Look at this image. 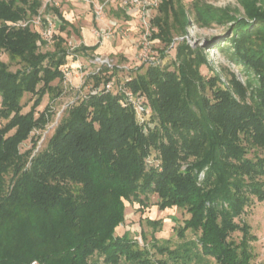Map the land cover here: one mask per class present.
Returning <instances> with one entry per match:
<instances>
[{
	"label": "trees",
	"instance_id": "16d2710c",
	"mask_svg": "<svg viewBox=\"0 0 264 264\" xmlns=\"http://www.w3.org/2000/svg\"><path fill=\"white\" fill-rule=\"evenodd\" d=\"M240 1L242 16L201 0L190 9L184 0H161L151 37L164 44L163 58L193 23L231 22L232 58L254 70L258 86L249 89L234 75L223 84L218 71L207 79L206 46L184 37L173 70L156 62L119 77V66H100L45 145L35 150V140L22 151L53 116L68 56L90 55L101 40L70 49L54 34L48 48L30 24L43 1L0 0V264H253L256 237L244 215L254 199L264 201V154L248 156L253 147L264 151V0ZM48 10L61 32L75 29L59 7ZM1 53L20 66L13 70ZM110 79L116 87L106 91ZM118 86L143 97L145 122L133 104H122ZM27 94L33 102L24 111ZM46 94L50 101L38 110ZM153 194L160 209L189 214L176 228L178 241L143 231L140 245L128 230L117 234L126 201L149 206ZM144 220L154 231L163 224Z\"/></svg>",
	"mask_w": 264,
	"mask_h": 264
},
{
	"label": "rangeland",
	"instance_id": "374dc122",
	"mask_svg": "<svg viewBox=\"0 0 264 264\" xmlns=\"http://www.w3.org/2000/svg\"><path fill=\"white\" fill-rule=\"evenodd\" d=\"M42 1L43 6L40 9V15L32 17L30 24L34 29L40 31L48 41L46 47L52 48L54 34L66 37L70 49L81 42L93 44L99 40H101V47L90 55L71 54L68 56V62L63 66L65 71V79L62 83L64 92L51 103L53 116L44 129L34 130L30 138L21 144L22 151L33 147L35 140H37L35 150L45 145L47 137L53 132L54 127L65 113V109L79 95L87 93L93 82L89 75L104 65L100 63V60L95 59L96 56L108 57L112 64L119 66L120 70L117 72L119 77L128 76L130 73H135L138 67H142L141 71H144L150 64L151 60H146L145 55H143L144 43L146 42H149V53L154 57L153 60L162 65H169L170 70H173V64L170 65V63L176 59V46L179 40L186 37L193 46H206L204 52L210 65L202 64L201 72L207 79L212 77L215 71H218L221 73L223 84L229 83L230 78L234 75L237 80L247 86V83L250 82L249 89L252 86H258L257 75L254 70L241 62L234 61L232 58L231 51L233 48L228 37L231 34V22L203 26L192 22L193 24L188 27L186 35L180 36L176 33L175 41L177 42H173L166 50L165 57L162 58L159 50L164 47V44L159 39L151 37L152 28L153 30L155 28L151 20L157 13V5L148 9L147 6H144L146 0H140L138 4L124 3V0H114L113 2L111 0ZM192 1L184 0L187 9L191 8ZM201 1L219 9H227L237 16H242L245 12L240 0ZM52 5L59 7L65 18L75 28L73 30L71 26H68L69 35L65 31L61 32L56 25L54 13L48 10V7ZM101 6L103 9L102 15L97 16V9H100ZM1 56L10 62L13 70L20 66L16 61H10L5 53H1ZM54 83H58V80ZM207 91L210 93V88ZM30 98L31 95L27 94L22 100L23 103H28L24 107V111H28L32 105L33 100ZM49 101L50 97L46 94L37 109L43 110ZM141 117L148 119L150 114ZM256 153L264 154V151L253 147L250 149L248 156H254ZM148 161L153 160L150 158ZM157 199L156 194L151 195L149 206L145 207H141L138 202L126 201V218L120 228L116 230V233L122 234L128 230L134 238L139 240L140 245L144 244V239L141 236L143 231L147 233L148 238L154 234L160 240L178 241L176 228L183 223L184 218L188 217L189 214L184 209L177 207L160 209L155 205ZM145 217L162 218L161 228L154 231L151 225L146 224ZM244 219L251 225V231L256 237L251 241L254 252L253 264L264 263V201L260 202L254 199V203L248 209V213L244 215ZM191 236L192 233L188 232V237ZM233 237L239 240L241 233L236 232ZM100 264L104 263L101 262Z\"/></svg>",
	"mask_w": 264,
	"mask_h": 264
},
{
	"label": "built area",
	"instance_id": "2783aa9c",
	"mask_svg": "<svg viewBox=\"0 0 264 264\" xmlns=\"http://www.w3.org/2000/svg\"><path fill=\"white\" fill-rule=\"evenodd\" d=\"M112 2L114 1V0H111ZM139 1L140 0H124V3H128V2H130V3H132V4H138L139 3ZM153 1H156V2H153ZM159 1H161V0H146V2H145V4H144V6H147L148 7V9H151L152 7H154V5H158V2ZM100 9H97V16H101L102 15V12H103V9H102V6L101 7H99ZM148 9H147V11H148ZM148 15V14H147ZM23 24H25V23H23ZM152 30H153V28H152ZM154 30H156L155 28H154ZM148 43L149 42H146V43H144V49H143V55H145V57H146V60L147 59H149V60H151L150 61V63H156L157 61H155V60H153V58L154 57H152L151 55H150V53H149V45H148ZM152 58V59H151ZM96 60H100L101 62V64H104V65H108V67L111 69V70H113V68H114V64H112L111 62H110V59L108 58V57H98V56H96V58H95ZM99 69H100V67H99ZM98 69V70H99ZM97 70V71H98ZM128 79H130V77H128ZM115 87H116V83H115V80H113V79H110V80H108L106 83H104V85H103V88L106 90V91H113L114 89H115ZM118 88H119V90H122L124 93H125V98L124 99H122V104L123 105H126L127 103H131V104H133L134 105V107H135V109H136V111H137V113H138V117H139V120L141 121V122H145L147 119H145V118H143V117H141V116H146V115H148V114H150L149 113V110L147 109V106H145V104H144V99H143V97L142 96H140V95H135V93L132 91V90H130V89H128L127 87H121V86H118ZM100 88H93V90H92V92L93 93H95V92H97L98 90H99ZM35 264V263H34Z\"/></svg>",
	"mask_w": 264,
	"mask_h": 264
},
{
	"label": "crops",
	"instance_id": "0c3cea01",
	"mask_svg": "<svg viewBox=\"0 0 264 264\" xmlns=\"http://www.w3.org/2000/svg\"><path fill=\"white\" fill-rule=\"evenodd\" d=\"M94 44V43H93ZM88 45H92V44H88Z\"/></svg>",
	"mask_w": 264,
	"mask_h": 264
}]
</instances>
